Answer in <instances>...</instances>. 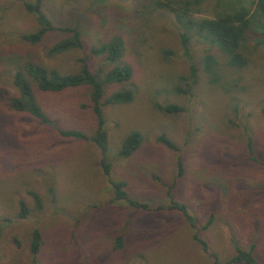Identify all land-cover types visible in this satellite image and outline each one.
<instances>
[{"label": "rangeland", "instance_id": "obj_1", "mask_svg": "<svg viewBox=\"0 0 264 264\" xmlns=\"http://www.w3.org/2000/svg\"><path fill=\"white\" fill-rule=\"evenodd\" d=\"M34 1L0 0V264H211L192 240L194 232L220 264L234 254V245L247 250L253 243L255 259L264 264V192L256 197L254 190L264 187V38L259 31L249 33L247 65L235 71L223 67V55L195 35L188 41V58L172 15L142 7L151 0H41L49 21L76 27L82 41L81 50L48 56L47 49L66 35L47 33L33 46L19 39L37 29L22 6ZM216 4L223 9L240 4L250 10L253 22L264 25V14L250 0H207L194 18H212ZM112 37L123 42L115 64L130 66L132 75L123 87L133 96L127 104L101 107L108 178L123 183L127 195L149 211L112 200L100 151L92 143L61 138L51 126L9 108L13 75L27 63L76 74L77 60L85 56L88 70L102 78L111 65L90 49ZM165 50L169 54L163 55ZM207 53L219 64L218 85L201 71ZM190 64L195 78L189 75ZM120 88L104 85L102 98ZM36 93L61 129L94 132L88 86ZM166 105L181 111L167 114L156 108ZM132 131L141 142L121 158V142ZM160 135L178 150L164 148L156 140ZM248 136L259 163L247 159ZM177 157L183 174L171 198L186 206L196 230L175 211H154L169 202L166 186L174 179ZM29 191L39 197V210ZM19 200L27 209L22 219L17 217ZM209 214L211 223L201 230ZM33 230L41 235L36 255L29 252ZM117 235L123 246L115 252Z\"/></svg>", "mask_w": 264, "mask_h": 264}, {"label": "trees", "instance_id": "obj_2", "mask_svg": "<svg viewBox=\"0 0 264 264\" xmlns=\"http://www.w3.org/2000/svg\"><path fill=\"white\" fill-rule=\"evenodd\" d=\"M206 1L207 0H151L142 7L145 8L148 13L155 10H162L172 15L174 22L181 31L179 33V44L183 53L188 58V41L191 35H195L223 55L225 59L223 67L235 71L242 70L247 65L248 57L251 54L245 46L247 37L249 33H256L259 31L260 35L264 38V25L262 26L253 22V15L250 13V10L240 4L237 6L229 5L226 9L216 4L217 6H215L212 18L195 19L194 15L202 12V6ZM250 4L264 14V0H250ZM22 6L26 12L34 17L37 29L30 34L21 35L19 37L21 41L32 46L37 45L47 33L56 32L66 36L47 49L48 56L57 55L69 50L82 49V41L78 29L76 27L54 26L42 13L41 0H35L33 3L24 2ZM122 52L123 42L119 37H112L100 46L90 49V54L92 56H102L105 65H111L105 73H102V78H99L88 70L85 56L77 60L79 63V70L76 74L62 75L55 69L46 68L38 64H24L21 66V69L17 70L13 75L12 86L15 89V94L9 97V108L15 112L28 114L39 124L51 126L56 135L61 138L92 143L100 151L101 173L106 177L107 183L110 186L112 200L122 202L126 204V206L136 210L149 211L147 204L133 200L127 195L123 183L115 182L108 178L110 164L105 160L106 133L102 129L101 107L106 105L127 104L131 101L133 96L131 90L123 87L131 78L132 70L130 66L120 63L115 64V62L119 61L121 58ZM162 54H169V51L165 50ZM201 66V71L207 76L208 82L212 85H218L221 81L219 64L211 53H207L203 56ZM188 70L190 77L195 78L196 70L193 68L192 64L189 65ZM111 84L121 86L120 90L102 98V87ZM80 85H85L90 88L89 107L92 115L96 118V128L89 136L78 130L61 129L57 125V122L50 118L43 110L37 100L36 92L59 93ZM175 91L177 93H185V91L179 88H175ZM82 108L85 109L86 107L82 105ZM156 108L167 114H175L181 111L179 107L174 105L156 106ZM156 140L169 151L176 152L178 150V148L163 135L158 136ZM140 142L141 135L138 132L132 131L128 133L121 142L118 156L121 158L128 157L139 146ZM245 149L247 159L252 163H259L255 156L253 140L249 136L245 141ZM182 174V162L180 157H177L175 161L174 179L171 185L166 186L165 194L169 202L165 206H156L154 211H175L182 216L183 220L189 224L192 230H196L193 223L194 219L187 212L186 206L176 203L171 198L172 187ZM155 180H157V178H155ZM254 190H258L256 192V194H258L256 197H258L264 192V187H257L254 188ZM51 191L52 189H50V193ZM28 195L32 198L35 207L39 210L41 208L39 197L31 191L28 192ZM17 204L19 207L17 217L18 219H22L27 215V209L21 200H19ZM211 220L212 215L209 214L201 230H205L211 223ZM192 240L198 244L201 252L212 260L211 264H220L216 256L208 252L206 242L199 238L196 232L192 234ZM40 245L41 235L38 230H33L30 234L29 252L32 255L38 254ZM113 245V250L115 252L122 248L123 238L121 235H117L114 238ZM255 246V243H253L247 250H243L234 245V254L225 261L224 264H260L253 254Z\"/></svg>", "mask_w": 264, "mask_h": 264}]
</instances>
